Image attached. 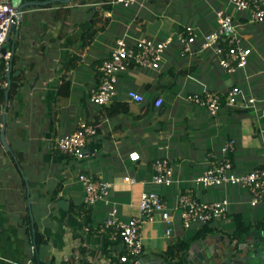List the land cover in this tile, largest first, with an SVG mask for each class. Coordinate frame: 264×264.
<instances>
[{"label": "crops", "instance_id": "crops-1", "mask_svg": "<svg viewBox=\"0 0 264 264\" xmlns=\"http://www.w3.org/2000/svg\"><path fill=\"white\" fill-rule=\"evenodd\" d=\"M100 1L80 0L81 3L70 5L50 1L53 3L50 7L48 3L25 8L18 28L17 46L11 54V47L6 43L7 54L0 58L5 61L7 73L16 54L14 74L23 72L24 77L5 113V137L10 150H6L0 142V264H118V255L124 251L123 245L118 240H111L108 232H99L98 228L112 208L123 220L138 215L143 190L162 192L171 209L169 225L158 213L152 221L142 223L143 249L138 261L143 264H199L198 243L204 238L205 247H222L228 241L240 240L242 236H231L234 231L233 215L237 213L247 225H251L248 230L264 229L256 225L259 220H264V204L251 206L245 189L222 186L228 193L225 196L221 188V191H215L195 187L199 199L228 198V213L225 218L210 222L208 226L212 231L203 239L192 241L185 252L174 258L167 253L169 244L188 240L202 226L193 224L192 229L186 230L175 200L177 195L192 187V179L205 169L208 152H220L226 140L235 138L236 148L232 157L238 171H247L264 163V116L250 107H244L245 100H240L236 108L250 109L249 113L229 115L222 111L211 116L205 107V112H202L197 108L202 106L187 101L190 106H181L182 94L203 89L227 92L233 85H238L246 98H264L263 56L258 54L255 60L249 59L245 68L227 72L218 64L214 54L210 50H201L198 43L191 54L181 57L179 45L174 42L164 53L162 71L133 66L120 75L114 101L126 102L129 111L102 118L100 107L91 104L89 97L82 95L81 66L91 71L87 81L91 87L97 81L98 66L108 56L118 37L124 34L131 39L149 36L139 33L129 35L125 28H117L109 41H102L103 31H100L88 46L81 48V34L89 27H102L101 21H95L93 17V10ZM183 1L182 8H185V2H189L186 9H190L191 0ZM202 1L207 3L209 10L202 6L198 9L203 10L202 14L192 12V17L186 19L188 21L177 22L174 33L165 38H174L184 25L198 27L199 36L213 28L215 10L222 8L226 0ZM117 4L122 5L115 3L109 11H104L109 17L107 28L117 22L113 18ZM179 5L175 7L171 0L157 3L146 0L130 5L135 7V14L127 27L135 32L144 26L145 11L157 13L160 10L163 18L178 9ZM60 6L68 8V12H62V17L57 18L55 10ZM136 18L142 19L141 27L134 23ZM242 20L246 21L245 18ZM249 24L254 23L245 22L243 27ZM240 34L250 45L244 34ZM99 40L104 49L96 51L94 44ZM176 47L178 52L172 49ZM72 54L80 55V60L73 69L67 70L66 63ZM65 71L70 83L68 94H57ZM170 71L177 74L176 83L164 88L163 84L170 82ZM220 72L235 76L228 80ZM6 84L0 82V88L6 87ZM129 89L142 93L144 102L128 100L125 92ZM158 96H162L164 101L160 107H155L154 100ZM189 120L193 121L192 125L187 123ZM79 121L100 123L97 134L88 143L86 157L81 160L61 153L56 147V140L72 132ZM207 139L209 146L205 147ZM132 150L139 153L140 159L133 161L129 158L128 153ZM196 153L200 157L198 160ZM23 156L24 164L20 163L19 170L15 158L19 160ZM161 156L170 160L174 170V183L169 187L150 183L152 162ZM22 167L27 171H22ZM80 172L109 182L111 186L107 198L91 205L84 203V189L77 179ZM186 172L190 173V178ZM125 177L135 178L136 181L131 184ZM82 203L85 208L81 210L78 206ZM245 204L250 205V211L244 209ZM71 205L74 206L72 209ZM86 209L90 216L88 224H85L88 216ZM27 216L32 219V235L28 233V225L24 221ZM167 227L170 228L169 234L166 233ZM35 228L42 237L38 246L34 242ZM203 248L200 247V250L203 251Z\"/></svg>", "mask_w": 264, "mask_h": 264}, {"label": "built area", "instance_id": "built-area-1", "mask_svg": "<svg viewBox=\"0 0 264 264\" xmlns=\"http://www.w3.org/2000/svg\"><path fill=\"white\" fill-rule=\"evenodd\" d=\"M111 4L120 3L130 6L146 0H110ZM20 0H0V47L8 36L13 33L12 24L17 25ZM230 8L232 10H230ZM216 25L198 34V27L184 25L175 35L165 39H154L145 36L131 39L127 35L118 37L112 45L108 56L98 66L96 83L88 90L89 101L96 106L111 104L117 98V84L122 73L133 66L158 70L161 68L164 53L174 43H178L181 56L191 54L198 43L201 50H210L218 64L227 72H235L245 68L252 53V47L240 34L239 27L247 23L264 22V0H226V4L217 10ZM245 18L246 21H243ZM264 78V69L262 71ZM128 100L141 103L145 97L142 93L129 89L125 92ZM222 94L219 91L203 89L200 92H190L184 95L188 103L202 106L211 116H216L221 108ZM240 100H245L244 107H250L264 116V98L245 97L238 85H233L225 94V104L236 107ZM163 97L154 100L155 107L163 104ZM99 122L79 121L76 128L56 140V147L61 153L81 160L87 155L90 139L97 134ZM236 139L230 138L224 142L220 152L210 151L206 156L207 166L192 182L194 187L186 189L177 195L176 208L180 210V218L185 229L193 224L203 225L216 219L225 218L230 201L223 197L217 200H201L195 194L196 187L233 186L245 189L249 194L251 206L264 204V163L247 171H238L231 154L235 151ZM131 160L140 159L136 150L128 153ZM153 173L150 183L169 187L174 183V170L166 156L155 158L152 162ZM84 189V203L91 205L109 195L111 184L101 178H94L84 172L77 174ZM129 183L135 178L125 177ZM171 209L168 202L155 190H143L139 199V214L123 220L115 208L98 228L99 232H108L109 238L119 241L124 251L118 255V264H136L142 252L143 243L141 226L144 221H152L155 214H160L163 222H171ZM170 228H166L169 234Z\"/></svg>", "mask_w": 264, "mask_h": 264}, {"label": "trees", "instance_id": "trees-1", "mask_svg": "<svg viewBox=\"0 0 264 264\" xmlns=\"http://www.w3.org/2000/svg\"><path fill=\"white\" fill-rule=\"evenodd\" d=\"M102 1L103 2L101 3L100 12H99V10H97L95 8L93 10V15L95 17L94 18L95 21L99 20V21H101V23H104V22H107L109 20V17L105 16L104 11H109L112 8V4H111L110 0H102ZM158 1H161V0H150L151 3H157ZM163 1H169V0H163ZM200 1H202V0H200ZM56 2L57 3H62L60 1H56ZM52 5H53V3H49L47 6L50 7ZM205 5H207V3ZM64 11H65V13L68 12V8H64L63 6L58 7L55 10L57 18L62 17V12H64ZM214 25H216V22H215ZM19 27H20V25L18 26V28ZM204 27H205V25H204ZM104 29L105 28H104L103 24H102V27L99 28V29L98 28H90V27L87 28L80 36V40H81L80 46H81V48H85L86 46H88L91 43V41L93 40L94 36L98 32L104 31ZM6 41H7L6 43L8 44V47L10 48V47L14 46V50H15V48L17 46V43H18L17 35L15 36V33H11V36ZM181 57H185V56H181ZM15 59H16V54H14L12 59H11L12 66L10 67L11 76H10V89H9V93H8V105L11 102V100L13 99V97H14L16 91H17V88L22 84V79L24 78L23 77V72H21L20 74H14L16 72V68H14ZM79 60H80V55H77V54L70 55L68 60H67V63H66L67 70L73 69L77 65ZM98 62L100 63V61H98ZM6 67L7 66L5 64L4 59H1L0 60V82L1 83H5L6 82ZM162 69L160 68L159 70L162 71ZM154 71H158V70H154ZM169 74H170V77H171V78L169 77L170 78V82L166 83V84H163L164 88L172 87L176 83L175 79L177 78V74L174 71H170ZM69 84L70 83H69L68 75H67V72L65 71V72H63V76H62V84L57 89V94H59L61 92L62 94L64 93L63 95H67L68 94ZM146 86L148 87L150 85H146ZM5 89H6L5 86L3 88H0V112L3 109L4 91H5ZM60 90H63V91H60ZM225 92L226 91L220 92L223 96H222V101H221V108H220L218 113H220L222 111H226V113H228L229 115L249 113L250 109H247V108L246 109L245 108L244 109H239V108H236V107L227 106L225 104V94H226ZM98 107H100V114L102 115V118H104V117H113V116L118 115V114H124V113L126 114L129 111L128 104L126 102H119V101H113L109 105H103V106H98ZM232 156H233V154H231V157ZM16 157H17V155H16ZM232 159H233V157H232ZM15 160H16L15 163L17 165V168L20 170L19 160L17 158H15ZM261 165H263V163L259 164V165H256L254 167H258V166H261ZM73 207L74 206L71 205V209ZM78 207H79V209L82 210V209L85 208V205L82 203ZM87 209H86V213H85L86 215L89 213V211H87ZM86 219H85V224H88V221L90 220L89 214H88V216H86ZM24 221L27 222L28 233L30 235H32V230H31L32 229V219L30 218V216H27L26 220H24ZM233 221H234V231L232 232V235H231L232 237L238 238V237L242 236L243 233L246 232L251 227V225H247L243 221L242 216H241L240 213H237V214L233 215ZM209 223L203 224L201 226V228H199L197 230V232L192 237H190L188 240L176 241L174 243L169 244V246L167 247V253L171 257L174 258V257H177L180 253L185 252L192 241H195V240H198V239H203L208 233H210L212 231V228L208 226ZM256 223H257L256 225H258V226L260 225L261 227L264 228V220H259ZM34 225H36V224L34 223ZM34 235H35L34 236V238H35L34 239L35 240L34 241L35 242V246L36 245L38 246L39 243H41V241H42V237L39 234V232L36 231V228H35V234Z\"/></svg>", "mask_w": 264, "mask_h": 264}, {"label": "rangeland", "instance_id": "rangeland-1", "mask_svg": "<svg viewBox=\"0 0 264 264\" xmlns=\"http://www.w3.org/2000/svg\"><path fill=\"white\" fill-rule=\"evenodd\" d=\"M102 2L103 1L101 0L100 3L98 4V7L96 6V8H98L97 10H99V12H100V9H101V3ZM172 2H173L175 7L177 6V4H180V5H179L178 9H174L173 11H170V13L166 15V17L161 18L162 16L160 15V13H161L160 10H157V13H155V11H154V13H151V12L149 13V11H145L144 12L145 16L143 17L144 18L143 19L144 20V26L142 28L137 29L135 32H134L133 29H129V27H127V25L130 23L131 19L132 20L134 19V14H135V9L134 8L135 7H133V6L123 7L122 5H119V4L115 5L114 13H113L114 17L113 18L115 20H117V22L114 25H109L108 28L106 27L107 22L105 24L102 23L104 28L105 29L107 28L106 32L103 31L102 41L106 42V41H109V39H112L114 37V35L116 34V29L117 28H121V30H124V28H125V31H127V33L129 35H134L136 33H139V35H146V36L154 37V38L155 37L165 38L166 36L171 35V34L174 33L175 25L177 24V22H179V21H181V22L188 21L186 19H189V18L192 17V15H193L192 12H194V13L199 12V13L202 14L203 10H198L199 8H202V6H204V8L206 7V9L209 10L208 9V5H205L206 3L204 1L191 0L190 9L189 8L186 9V7H187L189 2L188 3H186V2L184 3L183 7H185V8H182V3L184 2L183 0H171V3ZM66 3H68V5H70V4L81 3V2H80V0H78L77 2L74 1V0H70L69 2H66ZM196 7H198V8L196 9ZM153 8H155V6ZM206 9H205V11H206ZM230 10H232V9L230 8ZM22 13H23V11H22ZM22 13H21V15H22ZM104 13H106V12H104ZM183 13H185L186 18H185V15H183ZM93 17H94V15H93ZM148 17H151V18L148 19ZM134 23L137 24L138 27H141L143 25L142 19L138 20L136 18ZM119 24H122V25H119ZM135 24H134V26H135ZM239 31L241 33H243L244 36L248 39V41L250 42V47H252V49H253V52L250 55L249 59L255 60L258 54H260V56H263V59H264V22H262V23H254V24L246 25L244 27H239ZM175 37H176V35H174V39H175ZM102 41L99 40L98 43L94 44V46L96 47V51L104 49V47L102 46ZM172 49L174 51L178 52L177 47L176 48H172ZM263 65H264V62H262V66ZM80 71H81L80 75L83 78V82H84L83 83L84 86L82 85L83 87L81 89L82 95L85 96V97H89V93H88V89L89 88L88 87H90V84L88 86L87 81H89L88 78L91 76V71H90V69L88 67H84V66H81ZM221 74H222L223 77L227 78L228 80H231L232 76H235V75H231V74H226L224 72L221 73ZM183 91H187V89H185V90L183 89ZM185 94H187V93L184 92L182 94L181 106H183V107L187 106L188 107L190 105H188V103L183 98ZM134 104H136V103H134ZM169 108L172 109L173 106H169ZM197 108L200 111L205 112V108H203V107H197ZM173 122L174 121H172V123ZM177 122L178 121H176V123ZM187 123L192 125L193 121L189 120V121H187ZM248 125H249V122H248ZM250 132H251V134L253 133L252 130ZM252 142H254V139H253ZM204 146L205 147L209 146L208 139H207V144H204ZM23 147H24L23 149H25V145ZM27 152H28V149H27ZM198 153H200V152H198ZM200 155H202V154L200 153ZM196 157H197L196 160H198L200 158V157L198 158V154L197 153H196ZM23 162H24V156L19 159V163H21L23 165L24 164ZM23 170L27 171L25 169V167L24 168L22 167V171ZM186 175L189 178L191 177L189 172H186ZM194 176H195V174H194ZM191 186L194 187V184H192ZM230 187H232V186H229V187L227 186V188H230ZM200 188L206 189V190L207 189H212V190H215V191H221V189H222L224 191H221V193L223 192V195H225V196L228 195V193L225 192V187L212 186V187H207V188H204V187H200ZM159 194L161 195L163 193L160 192ZM201 200H204V199H201ZM244 209L246 211H250L251 207H250L249 204H245L244 205ZM192 228H193V226L190 227L189 229H192Z\"/></svg>", "mask_w": 264, "mask_h": 264}, {"label": "water", "instance_id": "water-1", "mask_svg": "<svg viewBox=\"0 0 264 264\" xmlns=\"http://www.w3.org/2000/svg\"><path fill=\"white\" fill-rule=\"evenodd\" d=\"M50 1H60L62 3L70 0H20L18 5L19 17L17 25L12 24L10 30L18 34V26L21 23V13L23 9L29 6L45 5ZM11 54L14 52V46L11 47ZM7 54L6 44L0 47V58ZM10 54V55H11ZM11 66V64H9ZM10 70L6 73V89L4 91V104L1 113L2 126L0 129V142L6 150H10V146L5 137V118L6 108L8 105V93L10 89ZM206 239L199 241V251L197 258L199 264H264V229H250L243 233L239 241H228L224 246H206ZM200 247H204L203 251ZM136 264H143L138 261ZM148 264H157L149 262Z\"/></svg>", "mask_w": 264, "mask_h": 264}]
</instances>
